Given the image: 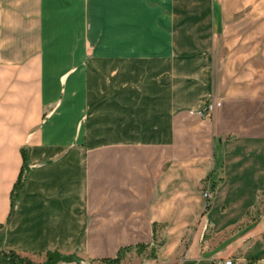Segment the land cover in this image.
Masks as SVG:
<instances>
[{"label": "crops", "instance_id": "0c3cea01", "mask_svg": "<svg viewBox=\"0 0 264 264\" xmlns=\"http://www.w3.org/2000/svg\"><path fill=\"white\" fill-rule=\"evenodd\" d=\"M263 199L264 0H0V251L264 264Z\"/></svg>", "mask_w": 264, "mask_h": 264}, {"label": "trees", "instance_id": "16d2710c", "mask_svg": "<svg viewBox=\"0 0 264 264\" xmlns=\"http://www.w3.org/2000/svg\"><path fill=\"white\" fill-rule=\"evenodd\" d=\"M22 157H23V163L20 169V173L11 193V209L8 216V221H10L16 213V206L18 203V199L20 197L21 190L24 186L26 178L28 177V174L31 169V165L29 162L28 148L22 149ZM208 205L209 204L207 203L206 205L207 208ZM154 237H155V231H154ZM146 247L147 245L140 244L137 246V249L139 252H141ZM130 248L131 247L121 248L114 258H107L104 259L103 261L106 262L107 264H121L122 259L125 256V253L128 250H130ZM155 249H156L155 244H152L151 246L152 256L155 254ZM60 261L71 262L74 261V258L71 255H64L56 249L48 250L46 252V259L42 264H58ZM0 264H39V263L33 260L31 257L27 255H23L15 250H3L0 251Z\"/></svg>", "mask_w": 264, "mask_h": 264}, {"label": "built area", "instance_id": "2783aa9c", "mask_svg": "<svg viewBox=\"0 0 264 264\" xmlns=\"http://www.w3.org/2000/svg\"><path fill=\"white\" fill-rule=\"evenodd\" d=\"M219 102H216L213 98L207 100L203 107L197 110H191L192 113L196 112L202 117H207L212 114L213 109L216 105H219ZM211 195L210 190L204 192V196L209 198ZM215 264H258L256 260H249L242 257L230 256L226 258H219L214 261Z\"/></svg>", "mask_w": 264, "mask_h": 264}, {"label": "rangeland", "instance_id": "374dc122", "mask_svg": "<svg viewBox=\"0 0 264 264\" xmlns=\"http://www.w3.org/2000/svg\"><path fill=\"white\" fill-rule=\"evenodd\" d=\"M263 212H264V199L260 201L259 208L255 209V211H253L251 216L253 218L254 216H258L259 214H261ZM71 256L74 258V260H76L78 258V256L75 254H73Z\"/></svg>", "mask_w": 264, "mask_h": 264}]
</instances>
